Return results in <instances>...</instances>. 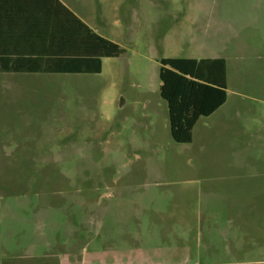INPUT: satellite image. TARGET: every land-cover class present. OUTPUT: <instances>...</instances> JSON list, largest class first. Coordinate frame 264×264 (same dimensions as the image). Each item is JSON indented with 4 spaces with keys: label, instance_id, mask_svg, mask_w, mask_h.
<instances>
[{
    "label": "rangeland",
    "instance_id": "rangeland-1",
    "mask_svg": "<svg viewBox=\"0 0 264 264\" xmlns=\"http://www.w3.org/2000/svg\"><path fill=\"white\" fill-rule=\"evenodd\" d=\"M62 2L125 52L99 74L0 73V252L264 264V0ZM164 58L227 63L191 144L171 137Z\"/></svg>",
    "mask_w": 264,
    "mask_h": 264
},
{
    "label": "trees",
    "instance_id": "trees-1",
    "mask_svg": "<svg viewBox=\"0 0 264 264\" xmlns=\"http://www.w3.org/2000/svg\"><path fill=\"white\" fill-rule=\"evenodd\" d=\"M124 52L60 0H0V73L99 74ZM160 81L171 137L191 144L198 121L227 102L226 60L164 58Z\"/></svg>",
    "mask_w": 264,
    "mask_h": 264
},
{
    "label": "crops",
    "instance_id": "crops-1",
    "mask_svg": "<svg viewBox=\"0 0 264 264\" xmlns=\"http://www.w3.org/2000/svg\"><path fill=\"white\" fill-rule=\"evenodd\" d=\"M60 1L62 2V0H60ZM2 74H26V73H2ZM218 111H216L213 115H215ZM213 115H211V116H213ZM200 120L198 121V123L200 122ZM198 123H197V125H198ZM197 125L194 127V130H193V141H194V132H195V129H196ZM71 253L73 254V253H76V252L73 251V252H63L62 253V252H58V251H53V252L50 251V252H46V253H39V252H35V251H30V250L21 251V252L18 251V252H15V253H3V252H0V264H48L49 262L41 261V260H33V261H31L30 260V256L31 255H33V256H43V255H47V254L48 255H63V254H71ZM78 254H81V255H83L85 257L83 259V261H82V264H86V262H88V263L89 262H93L94 259H97V257H95V256L100 255V253L98 254V253H94V252H92V253H90V252H87V253L78 252ZM103 254L101 255V259H100L101 264H109V257L105 258ZM165 254H167V253H165ZM148 259H149V257L146 260H148ZM114 261H115L114 262L115 264H119V262H122L120 257L115 258ZM142 261H145V260L142 258ZM68 263H70V262H68ZM68 263H64V261H62V264H68Z\"/></svg>",
    "mask_w": 264,
    "mask_h": 264
}]
</instances>
